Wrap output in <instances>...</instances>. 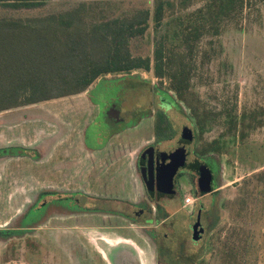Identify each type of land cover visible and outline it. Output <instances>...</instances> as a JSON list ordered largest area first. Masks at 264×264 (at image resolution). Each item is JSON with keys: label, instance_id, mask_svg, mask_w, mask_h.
Listing matches in <instances>:
<instances>
[{"label": "rangeland", "instance_id": "1", "mask_svg": "<svg viewBox=\"0 0 264 264\" xmlns=\"http://www.w3.org/2000/svg\"><path fill=\"white\" fill-rule=\"evenodd\" d=\"M81 1L84 0H52L34 9L1 8L0 15H42L68 9ZM93 2L96 3L90 13L94 18L149 9L147 31L130 42L134 55L153 57L157 40L164 41L169 50L183 51V32L199 26L200 36L188 38L190 48L184 52L188 87L173 88L170 78L157 76L153 67L149 71L104 74L83 95L1 111L0 130L4 134L0 142L15 139L13 143L19 144L16 151H22V147L39 148L40 142L35 140L40 132H27L25 128L43 124L38 118L46 111V105L55 112L79 101L88 105L86 101L90 103L101 85L107 90L124 83L147 86L144 102L151 108L131 125L109 139H99L98 144L88 141L85 145L79 140L82 148L89 149L90 143L98 152L95 162L94 156L82 151V179L86 167L92 164L97 171L108 167L112 172L108 185L115 193L120 192L118 188L123 182L132 186L139 150L154 137L152 110L169 106L166 114L172 135L176 139L182 126L189 127L194 132L190 144L193 154L206 161L213 171L214 191L204 197L208 207L206 234L199 244L192 242L187 219H183L179 235L185 253L181 255V243L176 238L164 241L158 249L162 241L152 231L155 225L149 226L142 220L106 217L92 210H80L72 202L66 208L57 203L56 209H51L55 217L47 220L41 181L54 179L52 160L36 166L42 158H7L0 161V264H106L101 253L108 255L113 264H264V0H248L242 11H234L219 21L212 20L208 13L209 0H162L160 23L155 20L156 0ZM203 7L204 16L199 11ZM68 119L69 128H77L79 133L89 130L88 118ZM81 182L83 188L93 191ZM84 203L86 207L92 205L85 200Z\"/></svg>", "mask_w": 264, "mask_h": 264}, {"label": "trees", "instance_id": "2", "mask_svg": "<svg viewBox=\"0 0 264 264\" xmlns=\"http://www.w3.org/2000/svg\"><path fill=\"white\" fill-rule=\"evenodd\" d=\"M52 0H0V9H34ZM97 0H84L70 8L36 16L0 15V112L85 91L100 76L149 71L168 76L173 88L188 87L186 55L188 38L198 39L199 26L183 32L185 50H169L162 40L155 42L154 55H134L131 40L149 27V9L129 15L94 18L90 12ZM248 0H209L212 20L242 11ZM205 7V8H206ZM204 7L200 13L204 16ZM163 2L156 0L155 20L160 23ZM159 112L156 133L169 127Z\"/></svg>", "mask_w": 264, "mask_h": 264}, {"label": "flooded vegetation", "instance_id": "3", "mask_svg": "<svg viewBox=\"0 0 264 264\" xmlns=\"http://www.w3.org/2000/svg\"><path fill=\"white\" fill-rule=\"evenodd\" d=\"M146 91L147 86L135 83L118 84L111 90L101 85L91 101L95 109H93L94 115L87 131L90 142L98 144L99 139H109L116 131L131 125L136 117L149 110L151 106H148L149 104L145 106L144 102L147 97ZM164 108L165 110L161 107L156 111L152 110L155 121L154 137L139 150L134 164V183L129 186V182H123L118 188L120 192L117 193L109 189V178L112 172L108 171V167L97 171L90 164L86 167V172L82 174L84 176L82 179L79 159L73 157L70 150L67 153V150L63 148L65 145L62 146L65 131L70 129L68 125H71L65 117H46L43 136L35 142H40L39 148L22 147L20 148L23 149L22 151H16L19 149L17 146L19 144L13 143L15 139L0 142V161L7 158L32 156L36 160L42 158L45 165L52 160L55 177L53 180H44V186L42 185L45 189L43 206L47 220H50L52 216L55 217V214H51L53 212L51 209H56L57 203L60 207L66 208L69 202L74 203L80 210H92L91 212L104 214L110 218L117 216L134 222L142 220L149 226L155 225L152 231L156 238L162 241L158 249L163 247L164 241L171 242L176 238L181 243L178 253L182 255L185 253V248L179 232L183 231V219H187L186 228L192 242L199 244L206 234L205 219L208 216V207L204 203V197L214 191V175L209 164L193 154L190 144L194 138V132L189 127L182 126L181 133L176 139L172 135L169 117L166 114L169 106ZM161 111L166 114L169 127L165 128L164 133L157 135L155 127L157 115ZM184 129L191 132L189 140L183 137ZM178 149H184L185 161L178 167L169 185L165 183L162 171L170 163L172 153ZM88 153L94 156L97 162V150L93 149ZM201 167L208 168L211 173V189L206 193L201 192L199 183ZM44 171H46L45 168ZM71 178L74 180H70ZM81 181L85 182V187H91L93 191L83 188ZM71 183L79 184V186L72 188L67 186ZM61 189L74 191L60 192ZM76 189L81 191L75 192ZM187 191L193 192L191 194L194 196V201L190 205L184 203ZM84 200L92 205L86 207ZM83 214L93 213L84 212ZM101 256L103 259L106 258V264H113L108 255L104 256L101 253Z\"/></svg>", "mask_w": 264, "mask_h": 264}, {"label": "crops", "instance_id": "4", "mask_svg": "<svg viewBox=\"0 0 264 264\" xmlns=\"http://www.w3.org/2000/svg\"><path fill=\"white\" fill-rule=\"evenodd\" d=\"M85 91L77 93V94H73V95H68V96L74 97V96H78V95H83ZM51 100L52 99L41 101V102L30 104V105H37V104L44 103V102L50 103ZM91 101L92 100H90V103H89V101H86L88 103V105L84 104L85 101H83V102L79 101L78 104L70 103V105L62 106V108H61L62 111H56V112H55V110L51 109L50 106L46 105L45 106L46 111L44 113H42V116H40L38 118V119L42 120L43 124L42 123H41V125L34 124V125H32L33 127L26 126L25 130L27 132L34 131L35 133L37 131H39L40 133L38 134L39 135L38 139L35 140V142L36 141L38 142L39 139H41L42 136H43L42 133H43L44 127H45L44 126V122L47 120L46 117H51V118L52 117H57V118L58 117H65V119H67L69 121L68 116H72L73 115V117L78 118L80 121L85 119V118H88L89 120H91L93 118V115H94V114H92V110L95 109L94 105H92ZM13 109H16V108H13ZM9 110H12V109H9ZM2 124H3V122L1 121L0 122V126ZM26 125H28V124H26ZM87 130H88V128L84 129L83 131L80 130V133H79V130L77 131V128L70 127V129H67L65 131L64 141H62L64 143V144H62V146L65 145V146H63V148L67 150V153H69L68 151L70 150L72 156L79 159V163H80V160L82 161V151L88 152V151L94 149L93 147H91L92 145L90 143H89V149L82 148V145L79 142V140H80L85 145H88L87 142L90 141V139L88 137ZM3 134H4V131L1 129L0 130V136L2 137ZM5 139H8V138H5ZM18 139H21V138H18ZM59 147H61V146L59 145ZM90 147H91V149H90ZM17 158H26V156L25 157L11 158V161H13V160H15ZM43 164H44L43 163V159H42V161H40V164H36L35 163L36 166H40V165H43ZM41 171L44 172V168H41ZM41 182H42V185L44 186V183H45L44 180H42Z\"/></svg>", "mask_w": 264, "mask_h": 264}, {"label": "water", "instance_id": "5", "mask_svg": "<svg viewBox=\"0 0 264 264\" xmlns=\"http://www.w3.org/2000/svg\"><path fill=\"white\" fill-rule=\"evenodd\" d=\"M183 137L185 140H189L191 138V132L188 129H184ZM171 161L165 169H163L162 173L165 176V183L171 185L172 177L175 174L176 170L180 165H182L185 161V152L184 149H178L171 155ZM200 188L202 193H206L211 189V173L210 170L206 167H201L200 169Z\"/></svg>", "mask_w": 264, "mask_h": 264}, {"label": "built area", "instance_id": "6", "mask_svg": "<svg viewBox=\"0 0 264 264\" xmlns=\"http://www.w3.org/2000/svg\"><path fill=\"white\" fill-rule=\"evenodd\" d=\"M194 201V196L192 194H185L184 196V203L186 205H190Z\"/></svg>", "mask_w": 264, "mask_h": 264}, {"label": "bare ground", "instance_id": "7", "mask_svg": "<svg viewBox=\"0 0 264 264\" xmlns=\"http://www.w3.org/2000/svg\"><path fill=\"white\" fill-rule=\"evenodd\" d=\"M102 252V251H101ZM107 255V254H106ZM106 259V258H105Z\"/></svg>", "mask_w": 264, "mask_h": 264}]
</instances>
